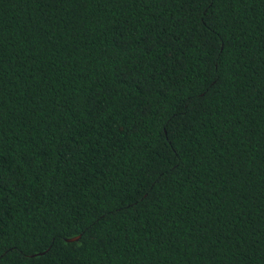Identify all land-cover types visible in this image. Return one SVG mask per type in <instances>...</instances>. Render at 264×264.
I'll return each mask as SVG.
<instances>
[{
    "label": "trees",
    "instance_id": "trees-1",
    "mask_svg": "<svg viewBox=\"0 0 264 264\" xmlns=\"http://www.w3.org/2000/svg\"><path fill=\"white\" fill-rule=\"evenodd\" d=\"M211 11L0 0V264H264V0Z\"/></svg>",
    "mask_w": 264,
    "mask_h": 264
},
{
    "label": "snow or ice",
    "instance_id": "snow-or-ice-1",
    "mask_svg": "<svg viewBox=\"0 0 264 264\" xmlns=\"http://www.w3.org/2000/svg\"><path fill=\"white\" fill-rule=\"evenodd\" d=\"M227 2V0H180V3L182 5L187 6L189 14L192 16L193 19H196L197 17L203 19L205 16L207 17L206 27L204 28V36L206 39L204 40L205 46H208V34L213 31H217L218 28H229V21L232 20L231 14L224 16L223 19H221V16L223 15L222 11H211L212 9H215L218 5H223ZM210 21V23H208ZM221 40H223V36L219 37ZM211 47H215L214 43L211 45ZM219 51L221 53L224 52L223 48H220ZM215 63V69L217 71L220 70V66L224 64L223 59H218ZM213 65L208 64L205 66V70L198 73L196 76V79H200L201 76H207L210 73L213 72ZM214 80H218V77H214ZM195 81H193L194 83ZM207 82V81H206ZM207 91V89L205 90ZM171 121H169L170 123ZM166 130V129H165ZM179 130V125L176 126L174 131ZM37 232L40 231L39 228L36 229ZM7 234L0 230V246L3 244V240ZM26 239V238H25ZM38 239L44 240L46 239V236L41 234Z\"/></svg>",
    "mask_w": 264,
    "mask_h": 264
},
{
    "label": "water",
    "instance_id": "water-1",
    "mask_svg": "<svg viewBox=\"0 0 264 264\" xmlns=\"http://www.w3.org/2000/svg\"><path fill=\"white\" fill-rule=\"evenodd\" d=\"M80 237V235H77V236H73V237H68V238H65L66 241H74V240H78Z\"/></svg>",
    "mask_w": 264,
    "mask_h": 264
}]
</instances>
